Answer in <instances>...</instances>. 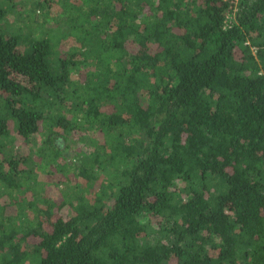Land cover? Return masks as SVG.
Here are the masks:
<instances>
[{
  "label": "trees",
  "instance_id": "1",
  "mask_svg": "<svg viewBox=\"0 0 264 264\" xmlns=\"http://www.w3.org/2000/svg\"><path fill=\"white\" fill-rule=\"evenodd\" d=\"M5 3L0 264H264V0Z\"/></svg>",
  "mask_w": 264,
  "mask_h": 264
},
{
  "label": "rangeland",
  "instance_id": "2",
  "mask_svg": "<svg viewBox=\"0 0 264 264\" xmlns=\"http://www.w3.org/2000/svg\"><path fill=\"white\" fill-rule=\"evenodd\" d=\"M8 2V0H0V5H2L4 8L8 7V5L5 3ZM12 3H13V8L12 9H8V12H7V15L5 17V19L3 20V24L5 25V27L7 28H10V27H13V26H19V25H23L24 23L26 22H34V24L36 23V21H42V14L40 13V11H36L34 13V7H35V0H11ZM57 7L56 5L52 6L51 8V16H57V14H59V10H57ZM10 26V27H9ZM71 43L72 42H69V46H71ZM66 47L64 46L63 49H65ZM73 79H79L77 76H75ZM11 124V128L12 129H15L14 128V123L13 121L10 122ZM14 134L16 135V132H14ZM85 131H78L76 132V135H74L73 137L76 138L78 137L79 135H85ZM38 136V137H37ZM36 136V139L38 142H40L41 140V136L37 135ZM93 136H95L93 134ZM70 143V146H73V143L69 142ZM39 144V143H38ZM15 146H16V149L18 151H20L21 153H24L25 155L27 154H31V150H32V147L33 144L29 143L26 141V139H23L22 137H20L18 134H17V137H16V141H15ZM71 147L68 148V153H71ZM80 149H87V145L86 143L84 142H80V143H77L76 145V149L74 152H77L79 151ZM34 158L35 160L37 161V163H39L40 161V158L35 154L34 155ZM42 164V162H41ZM39 173H40V178L44 181L47 182V185H45V195L46 196H49L51 197V199H53L54 201L55 200H61V194H60V190H58V188L56 187V185L54 183H52L51 180H53V178H51L50 176H46L45 174H43L40 169L38 170ZM55 174V173H54ZM57 178V176H60V174H55Z\"/></svg>",
  "mask_w": 264,
  "mask_h": 264
},
{
  "label": "built area",
  "instance_id": "3",
  "mask_svg": "<svg viewBox=\"0 0 264 264\" xmlns=\"http://www.w3.org/2000/svg\"><path fill=\"white\" fill-rule=\"evenodd\" d=\"M235 11H236V9H234V11L231 12V13L228 15V20H227L228 23L231 22V21H233V20L235 19V13H234Z\"/></svg>",
  "mask_w": 264,
  "mask_h": 264
}]
</instances>
